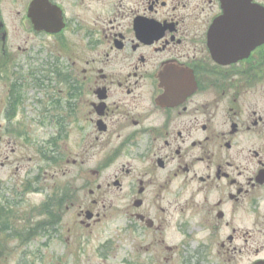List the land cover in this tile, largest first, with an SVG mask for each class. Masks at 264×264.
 Here are the masks:
<instances>
[{
  "label": "flooded vegetation",
  "instance_id": "flooded-vegetation-1",
  "mask_svg": "<svg viewBox=\"0 0 264 264\" xmlns=\"http://www.w3.org/2000/svg\"><path fill=\"white\" fill-rule=\"evenodd\" d=\"M33 1L63 28L33 32ZM19 16L60 44L63 91L0 264H230L261 234L243 220L264 192V0H0L1 77L28 51Z\"/></svg>",
  "mask_w": 264,
  "mask_h": 264
},
{
  "label": "rangeland",
  "instance_id": "rangeland-1",
  "mask_svg": "<svg viewBox=\"0 0 264 264\" xmlns=\"http://www.w3.org/2000/svg\"><path fill=\"white\" fill-rule=\"evenodd\" d=\"M27 27L26 20H22V16H19V47L24 49L27 46L28 51L24 55L19 54V58L8 61L9 71L4 74V77L0 76V136L2 137L0 159L2 161L5 156L8 157L7 164L0 167V195L9 201L6 205L8 211H0V216L3 215L4 223H7L8 227L10 226V229L13 228V230L19 228V207L16 206V202L19 201V191L25 181L32 178V175L26 177L25 172L27 170V173H32L33 168L36 167L35 162L38 160L35 148L41 146V143L48 142L55 134V128L50 127L49 123H39L41 120L38 119V115L41 114L40 109L42 105L48 103V96H57L60 91H63L59 79L61 75L54 74L55 70L64 67L63 55H60L58 51L61 49L60 44H55L43 36L32 39ZM28 37L30 39L26 45L24 41ZM19 76H21V80ZM14 83L18 86L19 83L24 85L20 90L23 100L14 119L8 121L4 117L8 103H10L7 99L8 88L10 84L12 86ZM17 132L21 134L18 137L15 136ZM72 139L73 142L77 140L76 136ZM58 145L63 148L65 144L62 142ZM11 150H14L12 154ZM29 159L34 161L29 163ZM19 165L24 167L21 171H19ZM43 169L50 170L51 173L53 171L44 167ZM48 184L51 182L49 181ZM262 196L258 214L255 216L248 209L247 216L243 220L246 221L249 229H255V217L264 216V192ZM1 219L0 224H2ZM10 232L14 234V231ZM249 239L245 244L244 237L241 236L233 243L230 264H252L256 260H264V225L261 234L253 233ZM16 243L18 242L15 240L8 241L9 247H14ZM256 249L259 250L257 256L255 255ZM17 250L13 249L12 253L8 255V264H14L12 260L15 259L16 254L19 256L21 253L20 250ZM219 260L216 257L215 264H220Z\"/></svg>",
  "mask_w": 264,
  "mask_h": 264
},
{
  "label": "water",
  "instance_id": "water-1",
  "mask_svg": "<svg viewBox=\"0 0 264 264\" xmlns=\"http://www.w3.org/2000/svg\"><path fill=\"white\" fill-rule=\"evenodd\" d=\"M35 3L38 2L34 1L31 3L27 14L33 29L37 32L45 31L47 33L59 31L62 28V24L55 19L53 10L48 6H34ZM222 19L224 18L222 17ZM255 264H264V261H258Z\"/></svg>",
  "mask_w": 264,
  "mask_h": 264
},
{
  "label": "trees",
  "instance_id": "trees-1",
  "mask_svg": "<svg viewBox=\"0 0 264 264\" xmlns=\"http://www.w3.org/2000/svg\"><path fill=\"white\" fill-rule=\"evenodd\" d=\"M21 87L22 86L20 85L18 86V84L16 83L10 86V93H9V98H8V101L10 103H8V107L6 109V119L8 121H11L12 119H14L15 114L21 105V101L19 97V92H20ZM18 135H21V134L17 132L15 136L18 137Z\"/></svg>",
  "mask_w": 264,
  "mask_h": 264
}]
</instances>
